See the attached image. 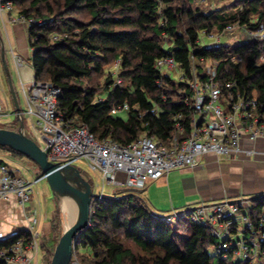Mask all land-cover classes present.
I'll return each instance as SVG.
<instances>
[{
  "label": "trees",
  "instance_id": "1",
  "mask_svg": "<svg viewBox=\"0 0 264 264\" xmlns=\"http://www.w3.org/2000/svg\"><path fill=\"white\" fill-rule=\"evenodd\" d=\"M10 1L19 16L37 22L28 29L34 81L58 87L59 111L70 125L86 127L96 141L110 139L126 145L148 135L166 143L178 115L187 132L191 111L183 100L191 92L185 83L162 77L154 68L164 57H172L186 75L195 60L215 62L219 79L235 83L241 95L255 93L256 113L264 120V61H260L264 40L236 46L201 44L202 36L221 35L228 26L246 33L264 30V0H233L209 9L196 5V0ZM117 61L116 71L108 68ZM161 78L163 85L159 86ZM124 104L127 110L113 112ZM251 202L254 219L264 196ZM60 228L56 204L50 220L51 242L40 243L48 254L46 264L53 252L50 243L54 235L59 239ZM31 241L29 231L19 230L0 239V250L19 244L25 247ZM213 244L205 227L192 221L170 222L153 212L140 195L125 194L92 201L89 224L78 234L72 256L75 252L81 264L232 262L231 254L226 258L210 255Z\"/></svg>",
  "mask_w": 264,
  "mask_h": 264
},
{
  "label": "built area",
  "instance_id": "2",
  "mask_svg": "<svg viewBox=\"0 0 264 264\" xmlns=\"http://www.w3.org/2000/svg\"><path fill=\"white\" fill-rule=\"evenodd\" d=\"M209 1L196 0L200 4ZM0 10H13L12 2L0 0ZM14 21L24 23L28 28L37 24L19 14ZM232 32L243 33L244 37L234 40L239 44L253 39L264 40V30L246 33L239 27L228 26L219 37L208 35V38H215L211 46H219L221 36L231 35ZM235 59L240 61L237 57ZM260 61H264V53L260 56ZM20 64L18 61L17 65ZM118 66L117 61L112 66L113 71ZM154 68L162 77L179 74L177 83H185L191 92L183 100L191 111L188 130L186 132L181 124V115L174 117L173 131L166 143L148 135L126 145L110 139L96 141L86 127L70 125L59 111L58 98L61 91L58 87L50 82L34 80L28 86H23L25 114L35 118L32 127L38 128L37 132L43 141V146L40 147L47 153L48 161L56 165L73 166L76 162L83 161L90 170L100 173L103 186H126L130 190L139 191L146 183L156 181L171 171L195 167L205 155L228 160L240 154L251 156L254 152L244 150L241 147L242 140H264V120L256 113L255 93L241 95L235 90V83L219 79L216 63H209L201 77L194 66L186 75L177 68L172 57L158 59ZM115 84H120L117 75ZM158 85H163L162 78ZM127 109V104H124L113 112ZM31 193L32 185L19 169L9 164H0V201L14 197L26 215ZM102 196L101 194L98 198ZM250 208L251 201L247 199H226L199 204L182 213L171 215L170 219L177 221L185 215L190 221L208 229L215 240V244L208 249L210 255L226 258L231 254L232 261L236 264H256L257 259L264 258V205L254 219L251 217ZM36 225L37 219L31 216L27 231L32 234V241L25 247L19 244L9 249H1V263H29L27 254L39 249L38 237L34 232Z\"/></svg>",
  "mask_w": 264,
  "mask_h": 264
},
{
  "label": "crops",
  "instance_id": "3",
  "mask_svg": "<svg viewBox=\"0 0 264 264\" xmlns=\"http://www.w3.org/2000/svg\"><path fill=\"white\" fill-rule=\"evenodd\" d=\"M17 15L16 9L0 10V120L9 116H15L17 119L9 81L17 98L18 93H22L23 86H28L34 80L29 61L32 55L28 44L29 28L24 23L14 21ZM227 41L226 43L229 42ZM6 59L13 64L15 70L13 72L11 68V77L8 78L2 68V62ZM25 60L28 62L26 63ZM18 61L20 65H17ZM21 96L24 98L23 94ZM0 127L4 128L1 125ZM241 147L254 153L251 156L240 154L230 160L205 155L193 168L174 170L156 181L146 183L144 188L139 190V194L153 212L164 216L182 213L202 203L239 198L251 201L252 198L264 196V140L253 142L244 138ZM0 162L17 168L22 165L30 168L31 171L35 169L31 161H25L24 158L1 148ZM43 193L44 196L47 195V191L43 190ZM26 209L27 214L24 215L14 197L0 201V239L11 236L19 230H27L29 218L35 217L37 225L34 232L38 237L39 249L27 254L28 264H46V254L40 243L45 237L47 241H51L50 220L53 212L50 217L47 214L42 217L37 215V206L32 201V197Z\"/></svg>",
  "mask_w": 264,
  "mask_h": 264
},
{
  "label": "water",
  "instance_id": "4",
  "mask_svg": "<svg viewBox=\"0 0 264 264\" xmlns=\"http://www.w3.org/2000/svg\"><path fill=\"white\" fill-rule=\"evenodd\" d=\"M3 64L6 70L4 61ZM9 86L15 101V115L19 127L17 130L0 127V147L22 154L40 169L41 175L38 181L46 182L53 198L60 205L59 211L62 212L61 200L64 198L71 200L76 206V218L67 228L63 226L49 262V264H70L77 236L89 224L91 203L99 196L94 193L93 183L83 176L81 170L70 164L56 165L49 162L47 153L26 135L23 112L16 102L10 81Z\"/></svg>",
  "mask_w": 264,
  "mask_h": 264
},
{
  "label": "rangeland",
  "instance_id": "5",
  "mask_svg": "<svg viewBox=\"0 0 264 264\" xmlns=\"http://www.w3.org/2000/svg\"><path fill=\"white\" fill-rule=\"evenodd\" d=\"M232 1L233 0H210L209 2H207L206 4L201 5V6L203 8H206V9H209V7L212 8L214 6L222 7V6H225V5L226 6L229 5ZM198 4L199 3L197 2L196 5H198ZM232 33L233 34H231V35H226L225 37H221L220 38L221 40H220L219 43L222 44V45H225L226 41L228 40L229 44L232 45V46H236L237 44H239L237 41H234V40L244 37V35H242L243 33L242 32L240 34L237 33V32H235V33L232 32ZM216 35L217 34H214L213 36H216ZM214 40H215V38H209L208 39L205 36H203V38L201 39V44H202L203 47H205V46H208L209 44H214ZM209 46H211V45H209ZM25 62L27 63L28 61L25 60ZM197 62L198 61L196 60L195 61L196 64H194V67L196 68L198 74L201 77V76L204 75V73L206 71V67L209 65V62H206L205 64L198 62V65H197ZM4 63L6 65V70H5V66H4V64L2 62V68H3L4 74H5V76L7 78H8V75H9V77H11L10 76V71H11V68H12L13 72H15L14 66H13V64L9 63L7 61V59L4 61ZM200 64H202V65H200ZM199 65L202 66V67H199ZM170 77H171V79L173 81L177 82L179 80V78H180V75L179 74H176V75L172 74ZM21 94L18 93L16 100H17V103H18V106H19L21 112H23L24 125H25V129H26V135L30 139H32L34 142H36L39 146H43V141H42L39 133L37 132L38 128L34 129L32 127L33 128L32 129L30 127L31 124H34L35 118L34 117H30L27 114H25L26 104L24 103V98H22ZM120 116L124 117V114H121ZM0 125L3 126L5 129L17 130L18 127H19V122H18V120L16 119L15 116H9V117H5L4 119H1L0 120ZM24 160L27 161L28 159L24 158ZM74 166L77 167L79 170H81V172H82L84 177L90 179V181L94 185V193L96 195H98V196L103 194L104 197H111L112 198V197H120V196L125 195V194H133L135 196H139L140 195L139 191L130 190L126 186L114 187V186H111V185H108V184H105L103 186V180L101 178L100 173L98 171L90 170L89 167L87 166V164L85 162H83V161L76 162L74 164ZM14 168H17V167H14ZM34 168L35 169L31 171V170H29L30 168L28 169V168H26V167H24L22 165H19V167L17 169H19L21 171V174L23 175V177L27 181L32 183V194H31V197H32V201L35 202V204L37 206V215H41V217H42L44 214L45 215L47 214L50 217V215L53 212L52 209H53L56 201L53 198L52 194L48 193L49 188H48V186H47V184H46V182L44 180H40V181H37V182L35 181L41 175V171L36 165H35ZM43 190H45V192L47 191V195L46 196H44ZM56 204H57V206H58V208L60 210V205L57 202H56ZM62 206H63V203H61V208H63ZM244 211H247V209H244ZM59 212L61 214V228H60V235H61L66 216H65V213H64L63 209H62V212L61 211H59ZM173 214H167L165 216L164 215H162V216H164L165 219H167L168 221L174 223L175 221L171 220L170 217L168 216V215L171 216ZM177 221H179L181 223H190V219L187 216H185V215H183L182 218H178ZM257 236L259 237V234H257ZM43 240H44V243L48 242L46 237ZM57 242H58V239L54 235L53 243H50V244H52L49 247L50 251H54L53 250L54 249V245H56ZM46 259H48V254L46 255ZM50 259H49V262H50ZM49 262H48V264H49ZM255 263L259 264L260 260L257 259V261ZM70 264H81L80 260L78 258V255H76L75 252H74V254L72 256V261H71ZM228 264H235V262L234 261H232V262L228 261Z\"/></svg>",
  "mask_w": 264,
  "mask_h": 264
},
{
  "label": "bare ground",
  "instance_id": "6",
  "mask_svg": "<svg viewBox=\"0 0 264 264\" xmlns=\"http://www.w3.org/2000/svg\"><path fill=\"white\" fill-rule=\"evenodd\" d=\"M200 4V3H199ZM216 7V6H215ZM202 34V33H201ZM203 37V36H202ZM213 41V40H212ZM211 45V44H209ZM208 45V46H209ZM207 47V46H206ZM196 61V60H195ZM209 62L211 63V61L209 60ZM212 63H215V62H212ZM196 64V63H195ZM197 65H198V62H197ZM196 65V66H197ZM202 65V64H200ZM199 67H202L200 66ZM200 69V68H199ZM188 75V73H187ZM61 203H63V211L65 213V216H66V219H65V222H64V228H67L76 218V214H77V209H76V206L74 205V203L67 199V198H64L61 200ZM182 218V217H181ZM178 220V219H177ZM214 257V256H213ZM217 258V257H216ZM230 259V258H229ZM228 262V261H227ZM243 264V263H242ZM260 264V263H259Z\"/></svg>",
  "mask_w": 264,
  "mask_h": 264
}]
</instances>
